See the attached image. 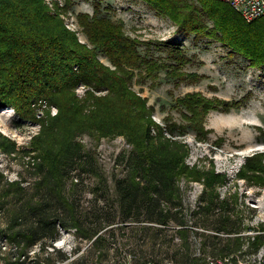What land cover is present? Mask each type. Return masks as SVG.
<instances>
[{"label":"trees","instance_id":"1","mask_svg":"<svg viewBox=\"0 0 264 264\" xmlns=\"http://www.w3.org/2000/svg\"><path fill=\"white\" fill-rule=\"evenodd\" d=\"M139 1L169 19L185 36L214 39L252 68L264 69V16L246 22L219 0ZM71 5V0L64 5L57 0H0V109H13L22 120L40 126L25 152L33 160L36 183L30 187L18 181L4 183L0 171V213L14 211L13 222L0 227V237L20 249L19 258H27L36 245L56 240L59 227L76 229L95 247L108 245V236L122 227L149 237L154 253L155 240L169 236L174 227L186 248L191 231L202 238V252L213 257L205 256L211 258L208 264H239L245 240L249 253L257 255L264 249V224L252 235H244L254 228L240 219L234 197L220 193L230 181L228 176L217 172L213 164L189 165V148L178 139L190 129L198 140H204L208 113L228 112V103L188 93L175 103L186 124L168 117L166 125H158L153 120L154 107L134 90V81L153 80L162 70L182 79L180 69L187 63L183 49L165 44V63L142 55V42L126 34L123 22L103 14L100 3L94 5L92 15H76L86 38L81 42L78 31L65 24ZM81 86L84 91L78 95ZM40 100L47 109L38 118L32 104ZM52 107L56 115H51ZM82 135L96 142L122 137L131 146L129 155L122 156L126 175L114 180L112 191L97 169L94 152L79 140ZM0 150L13 153L16 144L0 133ZM263 160L261 153L248 157L238 180L263 188ZM77 168L95 173L106 201L82 210V220L65 193L70 174ZM183 181L203 186L191 227L183 215ZM94 222L97 227L90 229ZM139 252L137 264H159L147 258L148 251L139 248ZM59 260L65 262L68 257L62 255ZM47 262L53 264L50 257Z\"/></svg>","mask_w":264,"mask_h":264},{"label":"rangeland","instance_id":"2","mask_svg":"<svg viewBox=\"0 0 264 264\" xmlns=\"http://www.w3.org/2000/svg\"><path fill=\"white\" fill-rule=\"evenodd\" d=\"M57 1L65 4V0ZM49 2L52 3V0ZM71 3V8L64 16L65 24L69 29L78 31L81 42H86V38L80 32L76 15H92L94 5L100 3L103 14L115 22H123L126 34L142 42L139 47L142 55L161 59L165 63V44L183 49L187 63L180 69L184 73L182 79L171 78L167 76L166 70H162L153 80L136 78L134 81V90L147 98L148 104L154 107L153 120L158 125H166L168 117L177 123L186 124L182 119L181 109L176 107L175 103L188 93H200L206 98L228 103L231 108L228 112L213 110L208 113L205 119L207 134L204 140H198L190 129L187 135L178 139L189 148V165L209 167L213 164L217 172L228 176L230 181L220 189V193L223 197H234L236 209L242 214H239L240 219H243L245 225L254 228L252 231L246 230L244 235H252L264 224V187L238 180L237 174L248 157L257 152L264 153V69L252 68L246 59L232 54L214 39L197 40L193 35L185 36L178 32L176 25L169 19L158 16L142 1L71 0ZM208 26L211 27L210 21ZM101 60L109 65L105 58ZM83 91L84 88L79 87L78 95H82ZM32 106L38 118H41L47 109L46 102L42 100L34 102ZM7 109L10 110L7 114L8 130L6 132L0 126V133L15 142L16 151L7 153L0 150V171L4 175V183L18 181L22 182L23 186L30 187L36 183L38 177L34 174L33 160L25 152L30 149L31 138L39 132L40 126L22 120L13 109L4 108L0 109V112ZM50 111L51 115H54L56 108L52 107ZM79 140L87 151L94 152L97 169L107 179L112 191L114 180L126 175V161L122 160V156L129 155L131 146L122 137L96 142L89 135H82ZM94 174L82 172L77 168L70 174L66 184V196L76 205L81 220L82 210L92 207L95 202L100 205L106 202L103 189ZM181 190L183 215L191 227L196 219L193 218L192 211L197 206L203 186L200 183L183 181ZM11 209L0 213L2 229L6 224L13 222L14 211ZM89 225L90 229L97 227L96 222ZM172 228L169 236L155 240L154 253L151 252L153 241L149 237H140L122 227L121 231H114V236H108V245L104 243L98 247L93 246L92 241L83 239L82 233H78L76 229L59 227L56 240L36 245L28 252L27 258H19L20 249L0 237V264H47L48 257L52 259L53 264H137L141 259L139 248L148 251L147 258L159 264H208L207 261H211L212 255L202 252V238L198 234L194 231L189 233V247L186 248L181 236L175 234V229ZM243 251L237 257L239 264L261 263L264 252L251 255L247 240ZM166 252L170 256H167ZM62 255H66L68 260L61 262L59 257ZM208 255L210 257L206 259L205 256Z\"/></svg>","mask_w":264,"mask_h":264},{"label":"built area","instance_id":"3","mask_svg":"<svg viewBox=\"0 0 264 264\" xmlns=\"http://www.w3.org/2000/svg\"><path fill=\"white\" fill-rule=\"evenodd\" d=\"M219 1H222L228 4L230 7H232L237 13L241 15V17L246 22H252L264 16V0H219ZM261 251L264 252V249H262ZM260 264H264V255H262Z\"/></svg>","mask_w":264,"mask_h":264},{"label":"bare ground","instance_id":"4","mask_svg":"<svg viewBox=\"0 0 264 264\" xmlns=\"http://www.w3.org/2000/svg\"><path fill=\"white\" fill-rule=\"evenodd\" d=\"M10 110H2V112H0V126L3 127L5 129V131L7 132L8 130V123H7V119H8V113ZM257 153H261L264 157V153L263 152H257Z\"/></svg>","mask_w":264,"mask_h":264}]
</instances>
